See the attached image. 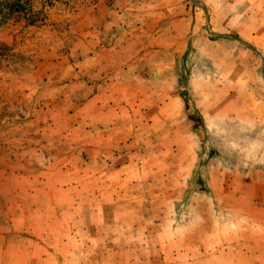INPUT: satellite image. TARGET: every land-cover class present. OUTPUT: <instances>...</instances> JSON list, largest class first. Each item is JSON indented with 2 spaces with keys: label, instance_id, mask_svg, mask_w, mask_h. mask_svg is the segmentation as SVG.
<instances>
[{
  "label": "rangeland",
  "instance_id": "1",
  "mask_svg": "<svg viewBox=\"0 0 264 264\" xmlns=\"http://www.w3.org/2000/svg\"><path fill=\"white\" fill-rule=\"evenodd\" d=\"M0 264H264V0H0Z\"/></svg>",
  "mask_w": 264,
  "mask_h": 264
}]
</instances>
